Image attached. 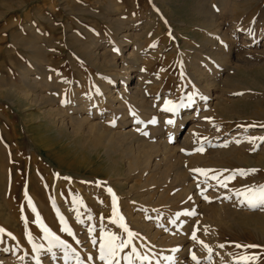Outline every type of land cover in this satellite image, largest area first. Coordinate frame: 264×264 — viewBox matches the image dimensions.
Masks as SVG:
<instances>
[{"label": "rangeland", "instance_id": "374dc122", "mask_svg": "<svg viewBox=\"0 0 264 264\" xmlns=\"http://www.w3.org/2000/svg\"><path fill=\"white\" fill-rule=\"evenodd\" d=\"M6 1L10 0H0V13L6 12L0 17V90L3 81L10 83L14 80L12 83L17 81L18 84V66L25 63L30 66L31 60L40 55L52 62L51 68L55 66L57 73L65 72L72 83L73 80H80L76 68L80 69L84 73L83 81L87 76L84 83L96 88L93 80L105 77L106 73L100 72L84 57L83 51L89 45L87 30L97 38L112 40L113 28L118 24L110 23L103 16L114 13L112 7L115 6L124 9L121 10L122 18L133 25L138 26L149 17L154 18L155 26L149 34L156 32L158 35L153 43L143 46V56L149 54L150 57L141 63L143 66L139 69L147 74L146 83H153L149 84L147 96L153 99L152 105L171 116V120H174V113L164 110L166 100L179 105L175 113L181 111L182 114L187 107L188 117L181 120L174 131L175 136H182L192 124L201 126L192 130L193 149L183 147L182 150L189 155L197 153L204 157L188 168L189 173L198 178L197 202L190 194L183 196L179 191L181 176L174 172L170 158L160 162L158 169H161L151 175L148 187L143 186L138 178L132 188L134 192L126 191L133 181L134 172L130 171L132 178H127L124 191L117 188V191L111 189L110 193L105 184L106 173H92L89 179L92 190H84L87 180L79 175L80 169L60 168L38 152V145L32 138L37 132L23 125L25 114L18 112L22 109H15L0 96V160L3 159L0 161V228L5 230L0 233V254L12 257L14 264H104L98 259L100 237L113 233L121 240H127V233L120 227L123 224L133 236L128 247L120 253L119 264H195L193 254L200 264H234L236 257L252 254L259 257L255 264H264V206L250 208L247 203L241 202L242 197L236 195L246 187L264 185V140L260 139L264 137V0H203L202 12L196 14L199 23L205 16L219 22L218 29L214 28L206 34V41L198 40L201 34L181 33L180 29L189 28L201 33L199 25L182 27L187 24L186 16L190 15L186 9L189 0L170 3L169 11L177 6V12L183 11L180 14H162L160 0H66L68 4L65 7L61 4L62 0H45L44 3L29 0L26 8L29 17L26 18L22 9L7 10L6 3H11ZM130 13L133 17L128 19ZM39 15L50 20H37ZM25 23H33V30L27 29ZM250 30L255 38H248ZM79 40L86 42L87 46ZM112 53L115 55L114 66L109 71L115 73L120 71L119 51ZM235 53L247 60L246 65L232 63ZM196 62L202 67L221 63L217 67L219 75H215L217 86L210 87L209 94L203 93L193 79L192 64ZM231 64L233 69L224 71L226 68L222 65ZM122 76L123 80H128L125 72ZM222 79L225 80L221 84ZM249 79L256 82L248 83ZM119 82V79L114 81L116 89L120 87ZM199 98L203 101L198 103L197 108L195 102ZM43 133L46 139L51 136L47 130ZM168 141L172 144V139ZM200 147L203 152L196 151ZM80 156L77 158L79 161L82 160ZM131 160L133 156L126 155L124 165ZM193 169L207 170V176ZM250 169L256 171L248 172ZM234 170H245V174H237ZM68 171L71 174H67ZM175 175L178 180L172 183ZM213 176H218V179H213ZM146 188L162 191H144ZM159 192L163 196L156 199ZM135 195L138 196L135 198ZM124 208H130L131 218L136 220V224L127 218V214L120 216ZM144 222L157 230L158 239L169 241L166 250L148 241L142 225ZM45 227L74 250L67 259L61 247H52L48 251ZM64 228L69 231L62 230ZM193 233L196 240L192 239ZM190 243L187 251L181 254ZM236 244L261 247L236 248ZM199 247L204 248L201 253ZM220 251L230 253V259L218 253ZM141 252L149 261L137 259ZM125 255L130 257L129 261L123 259Z\"/></svg>", "mask_w": 264, "mask_h": 264}, {"label": "bare ground", "instance_id": "6f19581e", "mask_svg": "<svg viewBox=\"0 0 264 264\" xmlns=\"http://www.w3.org/2000/svg\"><path fill=\"white\" fill-rule=\"evenodd\" d=\"M28 1L29 0H10L6 2L11 4L7 5L6 3L5 5L4 3V5L6 8H8L7 10H10L11 8H18L20 10L22 9V11L26 13V18L29 17V10L26 9ZM35 1L37 2L38 0ZM41 1L43 3L45 2V0ZM175 1L177 0H160V2L163 4L161 8L162 14H166L167 12H170V14L171 12L174 14L182 13L183 11L177 12V6L174 7L173 11H169L168 7H170V3ZM202 1L203 0L188 1L186 9L190 11V15L186 16L187 24L182 26L185 27L186 25H189L191 27L193 25H199L201 33L200 31H193L191 28L187 30H180L181 33L183 32L191 35L201 34L202 36L198 38V40L206 41L208 40L206 37L208 33L212 32L214 28H217L219 22L212 17L205 16L204 19L202 18L203 20H201L199 23V19H197L196 14L202 12ZM61 4L65 7L66 0H62ZM107 4L108 1L105 2V5ZM180 8L182 7H179V9ZM112 10L114 13H106L103 16L107 18L110 23H117L119 25L118 26L115 24L117 26L113 28L114 35L112 40L97 38L96 36L92 35L91 32H89L90 30H87L88 33L85 30L89 38L87 41V43L89 42V45L87 46L86 42H84L88 47V49L86 47V51H83L84 57L86 60H88V62L96 66L100 72L106 73V76L102 77L103 79L101 78L102 80L99 78L98 80H93V82L97 84L96 88H92L88 83H84L87 80V76L86 80L83 81L82 76H84V73L76 67L75 68L80 80H73L74 83L70 82V78L65 74V72L57 73L55 66H52L51 68V65H53L52 62L46 58L43 59L44 57L39 54L40 56L35 55V57H38L31 60L32 63L30 66H28L26 63L24 65L22 64L18 66V84H16L17 81L12 83L14 81H12V79V82L8 83V81H3L4 79L2 78L3 88L0 90V96L4 97L12 105H14L15 109H22V111L19 110L18 112L25 114V117L23 116V125L27 129H31V131L35 130L37 132L35 137L33 135L32 138L34 139L35 144L38 145V152L47 156V159L50 158L53 160L60 168L80 169L79 175L85 177L87 180V184H85L87 185V188H83L84 190H92V184L89 182L92 173L96 175L106 173L105 184L109 187V189L116 190L118 188L120 189L118 191H124L127 184V178L132 175L129 174L130 171L134 172L133 181L131 180L132 184L130 183V188L126 191L134 190H132V188L136 184V180H138V178L142 180L141 184L143 186L148 187L147 185L150 184V177L159 168L160 162L170 158L173 161V169L175 170L174 172H177V174L181 176V189L179 191H182L181 193L183 196L190 194V197L195 202H197L199 200V194L197 190V184H199L197 182L198 178L191 175L188 171V168L197 159H201L204 156L197 153L189 155L184 152L182 148L188 147L193 149V144L195 142L192 140L194 137L192 130H195L201 126L192 124L191 126H188L182 136H175L174 131L177 130V127H179L181 120H183L185 117H188L189 112H186L188 111L187 107L184 109V111L181 109L182 114H180L181 111L179 114L175 113L173 120L174 123L168 124L167 121L171 116L167 114L165 115L164 112L159 111L152 105L153 99H150V97L147 96V90L149 89V84L151 85L153 83L147 84V74L139 70L143 66L141 63L147 61L150 57L149 54L146 57L145 55L143 56V53L141 52L143 46L153 43V41L156 39V36L158 35L156 32L154 34H149L151 28L155 26L154 18L150 19L149 17L147 21L137 26L133 25L132 22L125 20V18H122V11L124 9L122 10L121 7L115 6L112 7ZM81 11H85V9L81 8ZM4 13L6 12H1L0 17H3ZM128 16V19L133 17L131 13ZM36 19H46L47 21L50 20L43 15L37 16ZM9 25H12V23H9ZM24 25L27 29L33 30V23H25ZM81 29L84 30L85 28L81 27ZM247 36L248 38L256 37L252 30L247 33ZM30 41L32 42V40ZM79 42L81 41L79 40ZM84 43L81 42V44ZM78 45L80 46V44ZM33 49L35 50L36 48L33 47ZM37 49V51L42 52L39 50L40 48ZM82 49L79 48V50ZM113 51H119L120 71H114L115 73H110V67L114 66ZM42 55H44V53ZM232 57L234 58L232 63H235L236 66L246 65L247 60L245 61L242 59L237 53H235V55ZM192 65L194 66L192 70V76L196 86L201 89L203 93L209 94L208 91L210 87L217 86L218 79L215 77L218 73L217 67L221 66V63L216 66L209 64V66L206 65V67L200 66L199 63L197 64V62ZM222 66L226 68L224 71L227 72L234 67L232 64L230 66ZM121 71L126 73L128 80L122 79L123 76ZM116 79H119L120 81L118 84L120 87L117 89L115 88L117 84H114ZM223 80L225 79H222L219 83L222 84ZM250 82L253 84L252 82L256 81H251L249 79L248 83ZM215 99L218 100V97ZM217 100L215 103L218 104V101L220 100ZM202 101L203 98L197 99L195 102L197 108L199 106L198 103ZM153 117L156 121L154 124L150 123V121L153 120ZM7 120H9V118H7ZM109 120H112L113 123L109 124ZM43 130H47L51 136H48L46 139ZM142 130H144L147 135L142 134ZM150 137L152 140H150ZM169 139H172V144L168 141ZM79 154L82 158L81 161L77 159ZM128 154L133 156V161L131 160V163L124 165L123 158H125ZM67 174H71V172L68 171ZM165 175L166 173L163 175V177ZM176 177L177 175L173 176L172 183L178 180ZM160 178H162V176ZM139 187H141V185ZM144 191L158 192L162 190L159 188H146ZM136 196L138 195H135V198ZM162 196V192H159L156 196V199H160ZM212 196L217 197V195L214 194ZM129 209L124 208V211L120 212V216L127 214V218L131 220L132 223L136 224V220H134L133 217V219L131 218L132 215ZM142 225L146 236H148V241L163 247L162 250H166L167 247H169V241L166 242L163 238L158 239L156 237L158 236L157 230H154L149 223L144 222ZM136 226L138 227V225ZM178 237L177 239H179ZM175 239L176 237L174 240ZM180 240H183V238ZM191 242L193 243V241ZM214 242L210 245L211 247H213ZM190 245L191 243L182 249L181 254L182 252L185 253V251H187L186 249L190 247ZM199 248V253H201L200 251H203L204 248ZM218 253L222 255L224 254L223 251ZM229 254L227 253L224 255L230 259ZM140 256L147 257L145 254H143V252H141ZM144 260L146 262L149 261L147 259ZM14 262L15 261L12 257H8L4 253L0 254V264H14ZM47 264H54V262H49Z\"/></svg>", "mask_w": 264, "mask_h": 264}, {"label": "snow or ice", "instance_id": "6c2138e0", "mask_svg": "<svg viewBox=\"0 0 264 264\" xmlns=\"http://www.w3.org/2000/svg\"><path fill=\"white\" fill-rule=\"evenodd\" d=\"M165 111H171L175 114L177 108L179 105H173L171 101H165ZM150 123H156L155 120L150 121ZM168 124H173L174 121L169 119L167 121ZM147 135V133H144ZM261 140H264V137L260 138ZM226 146V145H225ZM196 151L203 152V148H197ZM192 171H195L197 173H201L205 176H207V170L204 169H193ZM235 173L244 175L245 170H234ZM248 172H255V169H250L247 170ZM213 179H218V176H213ZM219 182V180H218ZM222 186L226 187V184H222ZM109 192L111 193V189H109ZM203 194V193H201ZM237 196L242 197L241 202L242 203H247L248 207L250 208H256V207H261L264 206V185H260L256 188L252 187H246L243 192H237ZM206 200L208 197H204ZM113 205L115 206V197L113 196ZM187 214V213H185ZM120 227L124 228V231L127 233L128 239L127 240H121L117 235L113 233H108L107 235H101L100 237V243H99V256L98 259L103 261L104 264H119V256L120 253L128 247V245L131 243V238L133 236V233L129 231L123 224L120 225ZM44 232L46 233V239L48 240L49 243V248L48 251H51L52 247H61L64 250L65 254V259L68 258V255L70 252H73L74 250L66 244L64 241L60 240L59 237L55 236L53 233H51L47 228L43 229ZM64 231H69L67 228L62 229ZM5 230L0 228V233H4ZM7 235H11L8 233ZM193 240H196L195 233H193L192 236ZM95 242V241H94ZM198 243L203 244L202 241H197ZM35 247V246H34ZM205 248H207V245H204ZM220 247H223V245H220ZM236 248H248V249H254V248H259L261 247L260 245H241V244H236ZM132 252L135 253L136 249L133 248ZM125 261H129L130 257L125 255L123 257ZM137 259H147V257L143 256H137ZM192 259L195 262V264H200V261L197 259L195 254L192 255ZM259 259L256 255H240L235 258L234 264H255V261Z\"/></svg>", "mask_w": 264, "mask_h": 264}]
</instances>
